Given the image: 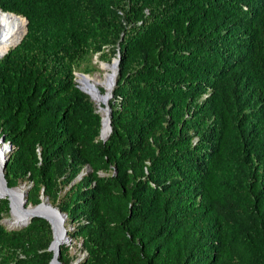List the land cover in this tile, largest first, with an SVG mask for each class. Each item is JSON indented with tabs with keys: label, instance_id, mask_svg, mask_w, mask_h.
I'll return each instance as SVG.
<instances>
[{
	"label": "trees",
	"instance_id": "16d2710c",
	"mask_svg": "<svg viewBox=\"0 0 264 264\" xmlns=\"http://www.w3.org/2000/svg\"><path fill=\"white\" fill-rule=\"evenodd\" d=\"M0 8L29 21L0 59L5 176L27 182L28 205L48 197L67 214L79 264H264V0ZM117 51L103 140L75 73ZM10 213L0 197V264H50V222L8 228ZM70 249L61 245L64 264L80 258Z\"/></svg>",
	"mask_w": 264,
	"mask_h": 264
},
{
	"label": "bare ground",
	"instance_id": "6f19581e",
	"mask_svg": "<svg viewBox=\"0 0 264 264\" xmlns=\"http://www.w3.org/2000/svg\"><path fill=\"white\" fill-rule=\"evenodd\" d=\"M19 16L21 15L0 11V56L19 41L23 35L22 34L20 36L21 33L19 32L23 31L24 28L26 29V21L24 17L21 16L24 20L22 21ZM100 65H102V69L105 73L103 75L98 73L94 76L82 75L80 79L82 88H80L89 94L90 97L101 106V112L103 114V128L101 136L107 137L110 133V126L109 110L106 105V102L108 104L109 100L106 98L113 91V83L116 78L117 66L115 61L112 63L103 62ZM102 87L105 91L102 90ZM21 189H15L10 192L3 187V184L0 185L1 194L6 197H11L13 200V208L11 210V226L23 225L31 220L26 211L18 210L17 206H15V203L21 199ZM69 241L70 240L65 243L68 244Z\"/></svg>",
	"mask_w": 264,
	"mask_h": 264
},
{
	"label": "water",
	"instance_id": "95a60500",
	"mask_svg": "<svg viewBox=\"0 0 264 264\" xmlns=\"http://www.w3.org/2000/svg\"><path fill=\"white\" fill-rule=\"evenodd\" d=\"M5 12H9V11H5ZM9 13H13V12H9ZM28 22L29 21L26 18L25 32L23 33V35L19 39V41L17 43H15V45H13L12 47L17 46L22 41L23 37L25 36V34L28 31ZM8 51H6L4 54H2L0 56V59L3 58V56ZM114 61L116 62L117 73H116V78H115L114 83H113V91H114L115 86H116L117 81H118V75H119V71H120L119 65H120V61H121L120 56H118V58H115ZM113 91L110 95L107 96V98H106L107 100H110L114 96ZM106 105H107V108L109 110V126H110L109 135H110L112 132V120H111L112 109H111L110 105L107 104V102H106ZM102 128H103V118H102ZM101 133H102V129H101ZM109 135L107 137L101 136V138L103 140H106L109 137ZM12 148H13L12 144L6 143L4 136H1L0 137V185L3 184V187L10 192L12 190H15V189H21L19 187H15V188L10 187L8 184V181L6 179V176H5V169L7 166L8 155L12 151ZM21 190H22L21 199L15 203V206H17L18 210L26 211L28 213V216L31 219L35 218V217H42V218L47 219L50 222L52 230H53V240L50 244L49 250H51L54 253V256H53L50 264H64L60 260L61 245L64 244L68 240L71 241V239H69V232H68L69 230L66 226V222H67V218H68L67 214L62 212L61 209L59 208V206L52 204L48 197H45L42 200V202L37 204V205H28L27 204V202H28L27 189H21ZM0 197L9 199L11 210H12V208H13L12 198L6 197L5 195H2L1 192H0ZM82 259H83V257L77 259L73 264H79L82 261Z\"/></svg>",
	"mask_w": 264,
	"mask_h": 264
},
{
	"label": "rangeland",
	"instance_id": "374dc122",
	"mask_svg": "<svg viewBox=\"0 0 264 264\" xmlns=\"http://www.w3.org/2000/svg\"><path fill=\"white\" fill-rule=\"evenodd\" d=\"M21 20H22V18H21ZM23 31H25V29ZM23 31H20L19 33L23 34ZM21 34H20V36H21ZM107 50L109 51L110 49H107ZM115 58H118V51L115 54H109L105 58V61L102 60V58L100 57V54H96V55H93V56H90L89 58H87L84 62H82L77 67V70H76V73H75L76 74V82H77V85L82 88L81 82H80V79H81V76L82 75L83 76H86V75H88V76L89 75L90 76H94V75H96L98 73H101L103 75L105 73V71L102 69V65H100V64H102L103 62L104 63H107V62L108 63H112V62H114ZM102 90L105 91V89L103 87H102ZM91 100L93 101V103H94L95 108L97 109V111L103 116V114L101 112V106L97 102H95L92 98H91ZM111 101H112V98L108 102L109 105H110V102ZM110 107H111V105H110ZM27 187H28L27 186V182L26 183H23V184H21V186H19V188H22V189H27ZM11 220L12 219H11V213H10L9 215L5 216L2 219V223L4 225H6L8 228H10L11 227ZM66 226H67V228L69 230H72L73 229L72 228V225H69V224L67 225V222H66ZM68 245H70V248H71L70 251H71V254L72 255H77L80 258L85 256L86 253L83 250L82 241H80V240H77V241L76 240L69 241ZM73 263H71V264H73Z\"/></svg>",
	"mask_w": 264,
	"mask_h": 264
}]
</instances>
